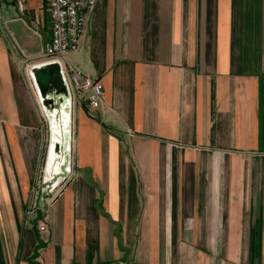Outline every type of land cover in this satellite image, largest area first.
<instances>
[{"label": "crops", "instance_id": "1", "mask_svg": "<svg viewBox=\"0 0 264 264\" xmlns=\"http://www.w3.org/2000/svg\"><path fill=\"white\" fill-rule=\"evenodd\" d=\"M12 2L35 47L0 28V264H264V0H97L61 61L102 102L75 101V174L31 218L21 61L49 23Z\"/></svg>", "mask_w": 264, "mask_h": 264}, {"label": "rangeland", "instance_id": "2", "mask_svg": "<svg viewBox=\"0 0 264 264\" xmlns=\"http://www.w3.org/2000/svg\"><path fill=\"white\" fill-rule=\"evenodd\" d=\"M12 0H0V28L5 32L8 37H13L16 41L17 50L24 54V51L20 50L19 44L25 40H30L28 44V49L32 50L35 47L33 40V35L27 31L21 21L16 19L15 21L10 20L11 18H16L21 16L11 3ZM24 18L23 16H21ZM37 37L35 36L34 41L37 42ZM25 55V54H24ZM23 59V58H22ZM40 61V58L38 57ZM34 60H22L21 61V71H22V82L26 93L31 99V107H34L37 119V131H38V152L34 165L32 166V183L30 187V192L28 196V201L26 203L25 213L26 215L31 214L28 218L35 216L37 210H43L55 199L64 186L70 181L75 174V122H74V108L77 102L74 101L72 95L61 96V99L54 98L52 105H46V109H42L40 102L38 101V96L35 92L36 84H32L27 77V72H31L32 64ZM52 97V95H50ZM70 100V106L64 105V102ZM64 105L63 113L60 109L56 113V117H51L50 113H53L55 108H60V105ZM62 115H65L63 118ZM57 119V126L61 129L62 136L59 134V143L56 144L57 151V162L62 159V164L59 165L61 168L60 174H55L56 170L53 169L52 172H46L44 170L45 163L47 162V150L51 139V123L53 119ZM65 119V121H64ZM49 174V175H48ZM45 222V221H44ZM42 221V223H44ZM42 223H39L38 226ZM45 224V223H44Z\"/></svg>", "mask_w": 264, "mask_h": 264}, {"label": "built area", "instance_id": "3", "mask_svg": "<svg viewBox=\"0 0 264 264\" xmlns=\"http://www.w3.org/2000/svg\"><path fill=\"white\" fill-rule=\"evenodd\" d=\"M97 0H44L48 12L49 37L39 55L40 64L58 62L61 67L68 94L74 101L86 102L87 111L97 109L103 98V85L99 79H93L72 65H64L61 58L70 52H76L85 30L86 13ZM19 12L24 11V0H16ZM31 83V73L27 72ZM45 233L46 224L38 226Z\"/></svg>", "mask_w": 264, "mask_h": 264}, {"label": "water", "instance_id": "4", "mask_svg": "<svg viewBox=\"0 0 264 264\" xmlns=\"http://www.w3.org/2000/svg\"><path fill=\"white\" fill-rule=\"evenodd\" d=\"M31 72L34 82L43 97L44 105H52L56 97L60 100L61 96H68V90L58 62H46L35 65L31 68Z\"/></svg>", "mask_w": 264, "mask_h": 264}, {"label": "bare ground", "instance_id": "5", "mask_svg": "<svg viewBox=\"0 0 264 264\" xmlns=\"http://www.w3.org/2000/svg\"><path fill=\"white\" fill-rule=\"evenodd\" d=\"M44 7H45V5H44ZM39 64L40 63H37V62L36 63H33L32 64V67H34L35 65H39ZM75 68H77V67H75ZM30 73H31V79L34 80L33 79L32 72H30ZM32 84L35 85V82H33ZM35 88H36L35 92H36V94L38 96V101L40 102L42 109H46L47 107L43 104V97L40 94L39 89L37 88V86H35ZM68 104H69V106L71 104L69 99H68L67 102H64V105H68ZM64 105L63 104L60 105V108L59 109L58 108H55V110H53V113H50L51 114L50 116L51 117H54V116L56 117V113L59 112L60 109L63 112V107H65ZM61 114H64V112L61 113ZM62 116H63V118H65L64 117L65 115H62ZM64 121H65V119H64ZM51 127H52L51 128V130H52V133L51 134L52 135H51L50 143L48 145L47 158H46L47 162L45 163L44 170L46 172H52L53 169H55L56 170L55 174H60L62 172H61V168L59 167V165L62 164V159H60V161L57 162L58 156H57V151H56V147L55 146H56L57 143H59V140H58V136L57 135L59 134L60 136H62V132H61V129L59 128V126H57V119L54 118L52 120Z\"/></svg>", "mask_w": 264, "mask_h": 264}, {"label": "trees", "instance_id": "6", "mask_svg": "<svg viewBox=\"0 0 264 264\" xmlns=\"http://www.w3.org/2000/svg\"><path fill=\"white\" fill-rule=\"evenodd\" d=\"M40 217H41V214H39V215L37 216L36 220H38Z\"/></svg>", "mask_w": 264, "mask_h": 264}]
</instances>
